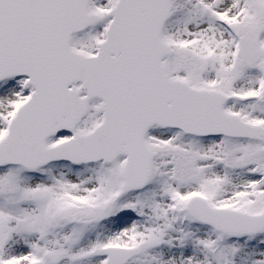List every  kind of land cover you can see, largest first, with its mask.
I'll return each mask as SVG.
<instances>
[{"label":"snow or ice","instance_id":"obj_1","mask_svg":"<svg viewBox=\"0 0 264 264\" xmlns=\"http://www.w3.org/2000/svg\"><path fill=\"white\" fill-rule=\"evenodd\" d=\"M0 264H264V0H0Z\"/></svg>","mask_w":264,"mask_h":264}]
</instances>
